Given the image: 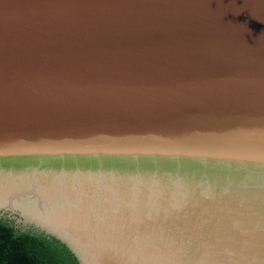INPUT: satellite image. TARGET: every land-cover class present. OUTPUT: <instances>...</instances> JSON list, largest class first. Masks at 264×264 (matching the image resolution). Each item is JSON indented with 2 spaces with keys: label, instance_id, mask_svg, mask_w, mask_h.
<instances>
[{
  "label": "water",
  "instance_id": "95a60500",
  "mask_svg": "<svg viewBox=\"0 0 264 264\" xmlns=\"http://www.w3.org/2000/svg\"><path fill=\"white\" fill-rule=\"evenodd\" d=\"M0 216L81 264H264V0H0Z\"/></svg>",
  "mask_w": 264,
  "mask_h": 264
},
{
  "label": "trees",
  "instance_id": "16d2710c",
  "mask_svg": "<svg viewBox=\"0 0 264 264\" xmlns=\"http://www.w3.org/2000/svg\"><path fill=\"white\" fill-rule=\"evenodd\" d=\"M0 264H81L60 240L0 216Z\"/></svg>",
  "mask_w": 264,
  "mask_h": 264
}]
</instances>
